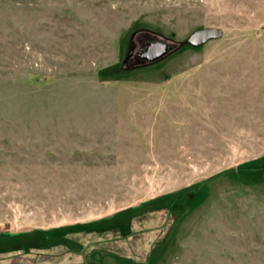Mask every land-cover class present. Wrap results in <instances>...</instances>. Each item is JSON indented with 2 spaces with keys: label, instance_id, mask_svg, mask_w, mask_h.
I'll list each match as a JSON object with an SVG mask.
<instances>
[{
  "label": "rangeland",
  "instance_id": "obj_1",
  "mask_svg": "<svg viewBox=\"0 0 264 264\" xmlns=\"http://www.w3.org/2000/svg\"><path fill=\"white\" fill-rule=\"evenodd\" d=\"M0 264H264V0H0Z\"/></svg>",
  "mask_w": 264,
  "mask_h": 264
},
{
  "label": "water",
  "instance_id": "obj_2",
  "mask_svg": "<svg viewBox=\"0 0 264 264\" xmlns=\"http://www.w3.org/2000/svg\"><path fill=\"white\" fill-rule=\"evenodd\" d=\"M222 36L223 31L220 28H205L193 32L186 40L178 45L161 40L149 41L137 57V66H147L155 63L180 46L186 45L192 48H200L211 41L222 38Z\"/></svg>",
  "mask_w": 264,
  "mask_h": 264
},
{
  "label": "flooded vegetation",
  "instance_id": "obj_3",
  "mask_svg": "<svg viewBox=\"0 0 264 264\" xmlns=\"http://www.w3.org/2000/svg\"><path fill=\"white\" fill-rule=\"evenodd\" d=\"M149 38L150 37L147 34L142 35V36H140V34L135 35V39L137 41L136 43L139 44L140 47L137 49V48H134L133 46V49L129 53V57L126 63L130 64V68L137 67V64H138L137 57L139 53H141V51L143 50V46L145 45V43L148 41Z\"/></svg>",
  "mask_w": 264,
  "mask_h": 264
},
{
  "label": "trees",
  "instance_id": "obj_4",
  "mask_svg": "<svg viewBox=\"0 0 264 264\" xmlns=\"http://www.w3.org/2000/svg\"><path fill=\"white\" fill-rule=\"evenodd\" d=\"M186 47H189V46H186ZM30 250H33V249H22V248H17V249H12V250H9L8 252H12V251H17V252H22V253H27V252H30ZM36 250H43V248H40V249H36Z\"/></svg>",
  "mask_w": 264,
  "mask_h": 264
}]
</instances>
